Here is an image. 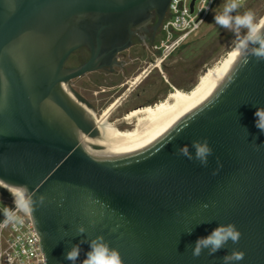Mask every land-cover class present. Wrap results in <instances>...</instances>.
I'll return each mask as SVG.
<instances>
[{"label": "water", "instance_id": "1", "mask_svg": "<svg viewBox=\"0 0 264 264\" xmlns=\"http://www.w3.org/2000/svg\"><path fill=\"white\" fill-rule=\"evenodd\" d=\"M170 2L0 0V197L12 203L16 185L45 197L30 217L47 264H72L65 255L76 244L81 264L89 244L80 242L97 236L122 264H223L233 249L245 256L232 264H264V131L254 115L264 107V61L238 60L173 130L134 153L97 137L71 88L112 69L134 29L153 13L161 24ZM81 49L88 61L67 69ZM205 138L207 166L177 153ZM229 223L238 243L192 255L197 238Z\"/></svg>", "mask_w": 264, "mask_h": 264}, {"label": "clouds", "instance_id": "2", "mask_svg": "<svg viewBox=\"0 0 264 264\" xmlns=\"http://www.w3.org/2000/svg\"><path fill=\"white\" fill-rule=\"evenodd\" d=\"M243 6V0H225L222 11L214 16V24L233 34L235 37V50L231 53L233 59L244 63L249 62V58H254L257 62L264 61V17L257 18L252 10L240 13L238 10ZM257 117L256 126L264 131V107L257 108L255 114ZM179 134V133H178ZM177 153L189 160L195 159L202 166H207L208 157L212 155L208 140H193L191 148L183 145L177 149ZM13 198L14 208H5L3 211L4 220L0 227L8 224L22 222L18 213L31 214L36 210L37 205H43L45 197L35 196L29 191L26 185H16L9 191ZM207 207V205H205ZM78 234H83V226L78 227ZM241 232L235 224H218L207 236L197 238L192 246V255L199 257L207 249L209 255H214L231 241L233 244L238 243ZM89 244V251L81 264H122L121 256L117 249L111 248L103 238L97 236L91 240L81 241ZM81 248L79 244L73 245L66 252L65 259L76 264L79 259ZM243 251L233 249L230 253L222 257L223 264H232L234 261H240L244 258Z\"/></svg>", "mask_w": 264, "mask_h": 264}, {"label": "rangeland", "instance_id": "3", "mask_svg": "<svg viewBox=\"0 0 264 264\" xmlns=\"http://www.w3.org/2000/svg\"><path fill=\"white\" fill-rule=\"evenodd\" d=\"M224 3L225 0H217L204 27L185 44L167 55L162 65L163 75L158 70L154 71L144 83L128 96L122 106L111 114L108 122L115 123L114 121H116L115 125H119V128L127 127V124L120 120V115L124 111L139 105H143V107L154 106L166 100L168 95L175 90L189 92L208 69L225 58L235 47V37L231 32L214 24V16L222 11ZM247 10H252L257 18L262 17L264 15V0L243 1V6L238 11L243 13ZM118 79L110 76L106 81L103 80V76L91 73L74 80L72 85L76 91L97 104L101 103L102 96L106 95L100 93L101 90L108 92L120 80ZM101 85L102 88H99Z\"/></svg>", "mask_w": 264, "mask_h": 264}, {"label": "bare ground", "instance_id": "4", "mask_svg": "<svg viewBox=\"0 0 264 264\" xmlns=\"http://www.w3.org/2000/svg\"><path fill=\"white\" fill-rule=\"evenodd\" d=\"M234 50L235 47L218 64L208 69L189 92L175 90L168 95L166 100L127 114L123 121L130 126V129L119 130L108 122L114 104L104 113L102 112L103 115L100 118L88 110L99 132L97 137L106 144L128 153L139 152L152 146L173 130L228 76L238 61L231 56ZM142 78L143 76L139 77L133 86L137 85ZM66 91L69 96H73L69 88L68 90L66 88Z\"/></svg>", "mask_w": 264, "mask_h": 264}, {"label": "built area", "instance_id": "5", "mask_svg": "<svg viewBox=\"0 0 264 264\" xmlns=\"http://www.w3.org/2000/svg\"><path fill=\"white\" fill-rule=\"evenodd\" d=\"M245 1V0H243ZM171 0L162 21L159 48L163 55L171 54L198 33L209 20L217 0ZM13 203L0 197V223L5 208ZM22 222L0 227V264H47L40 236L30 214L18 213Z\"/></svg>", "mask_w": 264, "mask_h": 264}, {"label": "flooded vegetation", "instance_id": "6", "mask_svg": "<svg viewBox=\"0 0 264 264\" xmlns=\"http://www.w3.org/2000/svg\"><path fill=\"white\" fill-rule=\"evenodd\" d=\"M161 24H159L156 13H153L151 18L144 25L134 29L135 34L132 38V45L129 49L117 55L116 65H114L112 69H103L95 72L103 76V80L108 79L110 76L120 79H118L119 81L114 84L108 92L106 90H101L102 92L100 93L106 94L102 96L103 99H101V103L94 104L93 101L76 91L72 85L73 81L71 82V88L89 105V110L96 116L100 118L104 110L106 111L114 104V108L109 114L110 117L116 109L122 106V103L126 101L128 96L144 83L154 71L158 70V72L163 75L162 65L166 57L159 48L161 41ZM89 56L90 54L87 49L78 50L70 57L66 64V68L73 69L83 65L88 61ZM141 76H143L142 80H140L137 85L133 86L134 82ZM99 88H102V85ZM139 108H143V105L135 106L131 110L124 111L120 115L121 122L124 123L123 120L125 116ZM114 122L116 123V121ZM115 123L110 124L115 125ZM116 128L119 130H127L130 129V126L127 125V127L122 126L120 128L116 126Z\"/></svg>", "mask_w": 264, "mask_h": 264}]
</instances>
